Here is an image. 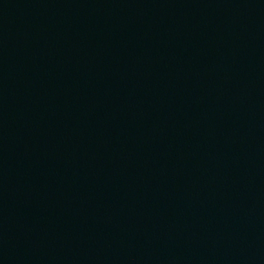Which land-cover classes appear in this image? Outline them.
<instances>
[{
    "label": "water",
    "instance_id": "obj_1",
    "mask_svg": "<svg viewBox=\"0 0 264 264\" xmlns=\"http://www.w3.org/2000/svg\"><path fill=\"white\" fill-rule=\"evenodd\" d=\"M131 0H0V51L104 14Z\"/></svg>",
    "mask_w": 264,
    "mask_h": 264
}]
</instances>
